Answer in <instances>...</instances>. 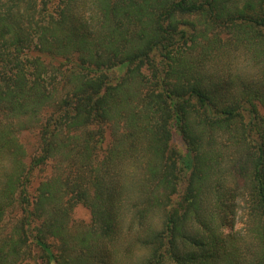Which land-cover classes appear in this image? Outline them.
Instances as JSON below:
<instances>
[{"label":"trees","instance_id":"1","mask_svg":"<svg viewBox=\"0 0 264 264\" xmlns=\"http://www.w3.org/2000/svg\"><path fill=\"white\" fill-rule=\"evenodd\" d=\"M0 264H264V0H0Z\"/></svg>","mask_w":264,"mask_h":264},{"label":"rangeland","instance_id":"2","mask_svg":"<svg viewBox=\"0 0 264 264\" xmlns=\"http://www.w3.org/2000/svg\"><path fill=\"white\" fill-rule=\"evenodd\" d=\"M20 141L26 148L29 160L32 156L38 152L37 134L31 130L22 131L19 133ZM50 174V167L42 168L34 174L33 187L36 186L38 180H42L44 177ZM36 175V176H35ZM73 219L77 222L88 224L91 220V213L88 208L78 204L74 207L72 213ZM238 225V224H237ZM239 226V225H238Z\"/></svg>","mask_w":264,"mask_h":264}]
</instances>
